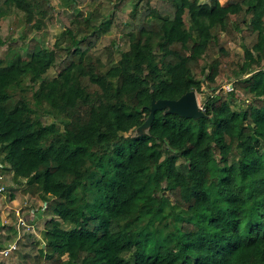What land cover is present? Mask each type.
Listing matches in <instances>:
<instances>
[{
  "label": "trees",
  "instance_id": "16d2710c",
  "mask_svg": "<svg viewBox=\"0 0 264 264\" xmlns=\"http://www.w3.org/2000/svg\"><path fill=\"white\" fill-rule=\"evenodd\" d=\"M0 171L56 217L38 264H264V0H0Z\"/></svg>",
  "mask_w": 264,
  "mask_h": 264
},
{
  "label": "rangeland",
  "instance_id": "374dc122",
  "mask_svg": "<svg viewBox=\"0 0 264 264\" xmlns=\"http://www.w3.org/2000/svg\"><path fill=\"white\" fill-rule=\"evenodd\" d=\"M71 14V12H68ZM15 20V16L12 21ZM4 24V21L2 22ZM12 31V36L19 38L21 29ZM61 33L59 25H50L47 29L42 30L39 33L30 35V38L36 37L40 41H44L46 45L51 43ZM105 40L100 41L99 46L94 50L95 54L101 57L105 62L107 60V54L104 50ZM232 47H234L232 45ZM122 48L127 49L126 43L122 45ZM7 47L3 48L2 52H6ZM24 57L23 53H20V57L17 58V62L20 58ZM55 72L51 71L47 77L54 78ZM206 91V88L204 89ZM223 93L228 94L232 91V87L226 86L223 88ZM210 93L209 91L207 92ZM199 106L202 107V95L197 93ZM238 103V99L235 101ZM49 119V118H48ZM51 122L52 119L50 118ZM6 185L10 187V183L6 182ZM24 185L15 186V188L7 189V197L0 196V264H38L40 249L43 246V232L45 230V224L48 220L56 218L54 215L45 213L41 210L43 203L40 199L27 196L24 200L23 189ZM10 194L19 196V200L16 198H9ZM23 195V196H22ZM170 197L169 193H166ZM21 196V198H20ZM40 211H39V210ZM20 219H25V223L30 225L27 227L22 224ZM16 243L17 250L13 252L9 257H4L1 251L5 249L9 244Z\"/></svg>",
  "mask_w": 264,
  "mask_h": 264
},
{
  "label": "water",
  "instance_id": "95a60500",
  "mask_svg": "<svg viewBox=\"0 0 264 264\" xmlns=\"http://www.w3.org/2000/svg\"><path fill=\"white\" fill-rule=\"evenodd\" d=\"M158 110L186 119L197 120L205 117V113L199 106L197 92L195 91L185 94L178 100H156L153 98L151 114L147 121L137 129L136 135H143L149 132L155 112Z\"/></svg>",
  "mask_w": 264,
  "mask_h": 264
},
{
  "label": "built area",
  "instance_id": "2783aa9c",
  "mask_svg": "<svg viewBox=\"0 0 264 264\" xmlns=\"http://www.w3.org/2000/svg\"><path fill=\"white\" fill-rule=\"evenodd\" d=\"M2 176L3 174L1 173L0 171V179H2ZM0 196L1 197H7V188L3 187V186H0ZM21 223L26 225L27 227H30V225L26 224L24 221L25 219H20ZM17 250V247H16V243H12L10 244L7 248H5L3 251H1V254L4 256V257H9L13 252H15Z\"/></svg>",
  "mask_w": 264,
  "mask_h": 264
},
{
  "label": "crops",
  "instance_id": "0c3cea01",
  "mask_svg": "<svg viewBox=\"0 0 264 264\" xmlns=\"http://www.w3.org/2000/svg\"><path fill=\"white\" fill-rule=\"evenodd\" d=\"M22 196H23V195H22ZM23 197H24L23 199L25 200L27 196L24 195ZM14 198H16L17 200H19V196H17V195H13V199H14ZM20 198H21V196H20ZM38 210H39V209H38Z\"/></svg>",
  "mask_w": 264,
  "mask_h": 264
},
{
  "label": "clouds",
  "instance_id": "9594fccd",
  "mask_svg": "<svg viewBox=\"0 0 264 264\" xmlns=\"http://www.w3.org/2000/svg\"><path fill=\"white\" fill-rule=\"evenodd\" d=\"M10 188H13V186L8 187V188H7L8 191L10 190ZM14 188H15V187H14ZM9 198H11V197L9 196ZM11 199H13V198H11ZM11 244H12V243H11ZM9 245H10V244H9ZM9 245H8V246H9ZM8 246H7V247H8ZM7 247H6V248H7ZM2 251H3V250H2Z\"/></svg>",
  "mask_w": 264,
  "mask_h": 264
}]
</instances>
